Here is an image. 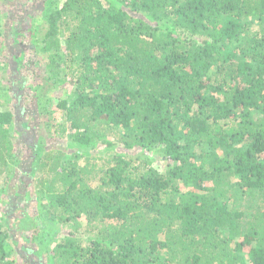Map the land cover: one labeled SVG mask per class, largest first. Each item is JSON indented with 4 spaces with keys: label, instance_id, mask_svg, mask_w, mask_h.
Masks as SVG:
<instances>
[{
    "label": "trees",
    "instance_id": "trees-1",
    "mask_svg": "<svg viewBox=\"0 0 264 264\" xmlns=\"http://www.w3.org/2000/svg\"><path fill=\"white\" fill-rule=\"evenodd\" d=\"M3 1L0 264H264V0Z\"/></svg>",
    "mask_w": 264,
    "mask_h": 264
},
{
    "label": "rangeland",
    "instance_id": "rangeland-1",
    "mask_svg": "<svg viewBox=\"0 0 264 264\" xmlns=\"http://www.w3.org/2000/svg\"><path fill=\"white\" fill-rule=\"evenodd\" d=\"M12 1V0H11ZM12 3H14V1H12ZM3 4H4V1L2 0V3H1V1H0V8H3L4 6H3ZM27 7H29V8H31L30 6H27ZM27 9V8H26ZM18 10V11H17ZM16 11L17 12H19V15L21 14L20 12H22V11H20V9L18 8ZM29 12V11H28ZM18 15V16H19ZM28 79L27 80H31V77H27ZM40 81H36V83H34V84H32V87H33V91H32V95H31V101H26L27 102V104H28V106H29V110H27L25 113H23V115L20 117V119H24V118H26V121H28L29 122V124H31L32 126L34 125V123H36V122H39L41 119H40V116H39V113H38V111H35V108L33 107V103H34V100L32 99V96H35V92L34 91H36V87L38 86V83H39ZM31 83V82H30ZM32 104V105H31ZM45 137H47V136H43V142H42V140H41V145H43L44 144V146L45 147H47V146H49L50 144H52V143H54V141L52 140V141H49V139L50 138H48V139H46ZM17 154H18V152H17ZM23 156L25 157V154L23 153ZM157 163V162H156ZM20 174H17L16 175V178H17V180H16V183L15 184H13V185H15L14 186V188L13 187H10V186H8V187H6V190L4 191V193L2 194V195H0V199L2 200V201H0V209L1 208H3L4 206H8V204L6 203H3L4 201L6 202V197H7V195H9L10 193H13V190H16V189H18L19 188V181H20ZM19 190V189H18ZM5 194H7V195H5ZM3 204V205H2ZM30 248V247H29ZM20 256V255H19ZM19 256H17V258L19 257ZM28 259H31V258H28ZM36 259V257L35 258H33V261H36L35 260ZM30 263V262H29Z\"/></svg>",
    "mask_w": 264,
    "mask_h": 264
},
{
    "label": "clouds",
    "instance_id": "clouds-1",
    "mask_svg": "<svg viewBox=\"0 0 264 264\" xmlns=\"http://www.w3.org/2000/svg\"><path fill=\"white\" fill-rule=\"evenodd\" d=\"M33 259V257H31Z\"/></svg>",
    "mask_w": 264,
    "mask_h": 264
}]
</instances>
